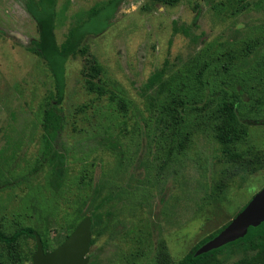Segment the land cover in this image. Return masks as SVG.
Listing matches in <instances>:
<instances>
[{"label":"rangeland","instance_id":"obj_1","mask_svg":"<svg viewBox=\"0 0 264 264\" xmlns=\"http://www.w3.org/2000/svg\"><path fill=\"white\" fill-rule=\"evenodd\" d=\"M26 1L0 0V223L10 231L33 226L55 247L77 208L96 210L102 214L96 231L104 230L93 234L92 264H157L161 239L173 259H181L264 185V169L240 170L225 160L211 131L199 126L184 152L171 151L172 131L159 122L163 97L146 84L156 71L165 68L168 78L197 58L220 57L214 68L221 71L230 53L262 55L264 0H181L173 6L123 0L111 25L105 17L91 24L85 43L103 66L108 93L87 89L88 54L69 58L56 142L66 155V174L56 195L47 187L51 165L42 137L57 87L46 61L28 49L39 30ZM105 1L58 0V43ZM256 41L257 48L247 47ZM224 75L227 81L230 75ZM119 97L127 100L125 108ZM199 121L204 127V117ZM250 123L249 142L264 152V114ZM223 181L229 185L217 201L214 187ZM95 188L100 194L91 199ZM24 246L35 252V238H26ZM231 251L218 254L221 264L240 258Z\"/></svg>","mask_w":264,"mask_h":264},{"label":"trees","instance_id":"obj_2","mask_svg":"<svg viewBox=\"0 0 264 264\" xmlns=\"http://www.w3.org/2000/svg\"><path fill=\"white\" fill-rule=\"evenodd\" d=\"M57 1H26L27 10L37 22L39 30L38 38L32 39L28 49L46 61L57 87L58 99L47 110L44 121L46 131L42 137L43 157L51 165L47 187L53 195L60 193L66 174V155L61 151L58 152L56 148V142L63 129L64 116L59 105L65 97L66 64L72 56L79 53L88 54L85 37L91 33L90 25L104 17L107 26L111 25L115 11L123 0H107L97 3L88 11V18L77 22L69 29L66 39L62 43H58L56 37ZM155 1L173 6L181 0ZM198 16L199 13L196 15L195 21ZM259 44L260 41H256L254 45L249 44L247 47L249 49L257 48ZM217 60H220V57L215 59L216 62ZM215 61L197 58L184 70L170 75L168 78L164 77L165 68H162L150 76L146 89H154L155 93L163 97L162 116L159 122L164 123V127L172 131L174 146L171 151L184 152L192 139L194 129L199 126L201 131H211L214 139L220 145L225 160L238 163L240 170L251 174L264 169V152L249 142L250 120H257L258 116L264 114V52L259 57L252 50H247L242 55L230 53L228 61L221 63V71L215 70ZM84 70L87 89L99 96L107 94L108 88L101 77L103 66L94 55L86 56ZM224 74L230 75L227 81L223 78ZM221 84L225 86L222 87ZM111 98L116 100L115 95H111ZM118 101L125 108L127 100L119 97ZM201 117H204V127L199 121ZM244 145L247 146L243 147ZM84 183L87 185L86 182ZM228 185L229 183L224 181L216 183L214 193L225 192V187ZM99 194L100 192L95 188L90 198L95 199ZM86 202L88 199H85L83 204L85 205ZM88 213L92 216L93 221L92 234L95 232L98 236L103 233L104 229L96 231L97 225L102 220V214L96 210L87 212L79 207L67 223L66 235L59 241V244ZM228 221L202 238L191 251L177 261L173 259L165 240H158L155 246L157 264H221L218 254L228 247L231 248V252L241 255L231 264H264V222L256 227L251 226L244 237L234 242L195 255L196 250L218 234ZM34 231H38L41 235L46 251L56 247L49 244L47 233H43L33 226L19 225L10 231L0 223V264L32 262L35 252L34 250L28 251L24 244L26 238H35ZM95 242L96 237L94 236L91 246ZM92 263L93 259L89 264Z\"/></svg>","mask_w":264,"mask_h":264},{"label":"water","instance_id":"obj_3","mask_svg":"<svg viewBox=\"0 0 264 264\" xmlns=\"http://www.w3.org/2000/svg\"><path fill=\"white\" fill-rule=\"evenodd\" d=\"M264 222V187L258 191L246 207L239 212L218 234L213 236L197 250L195 255L220 248L230 242L244 237L251 226L256 227ZM92 216L86 215L75 229L52 250L46 251L42 237L34 231L36 251L32 264H88L90 247L93 238Z\"/></svg>","mask_w":264,"mask_h":264},{"label":"flooded vegetation","instance_id":"obj_4","mask_svg":"<svg viewBox=\"0 0 264 264\" xmlns=\"http://www.w3.org/2000/svg\"><path fill=\"white\" fill-rule=\"evenodd\" d=\"M122 2V1H121ZM120 2V3H121ZM264 187V185L261 187V188H259V189H257L254 193H253V195H251V197L245 202V203H243V204H241L240 206H239V210L237 211V213H235V215L233 216V217H231L230 218V220L228 221V222H230L239 212H241L245 207H246V205L250 202V200L253 198V196L258 192V191H260L262 188ZM214 196H215V199L217 200V201H222L223 200V198H224V196H225V193L223 192V193H218V192H216L215 194H214ZM228 222H227V224H228Z\"/></svg>","mask_w":264,"mask_h":264}]
</instances>
